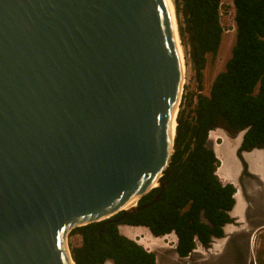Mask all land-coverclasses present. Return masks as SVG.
<instances>
[{
  "label": "water",
  "instance_id": "obj_1",
  "mask_svg": "<svg viewBox=\"0 0 264 264\" xmlns=\"http://www.w3.org/2000/svg\"><path fill=\"white\" fill-rule=\"evenodd\" d=\"M186 53L174 0H0V264L160 201Z\"/></svg>",
  "mask_w": 264,
  "mask_h": 264
},
{
  "label": "trees",
  "instance_id": "obj_2",
  "mask_svg": "<svg viewBox=\"0 0 264 264\" xmlns=\"http://www.w3.org/2000/svg\"><path fill=\"white\" fill-rule=\"evenodd\" d=\"M232 1L236 24L232 55L209 95H203L208 56L216 58L225 32L222 0H174L197 87H187L183 94L165 188L159 202L144 207L160 192L154 189L139 201L138 211L120 223L114 221L118 215L73 229L70 235L81 238V244L70 249L75 264H157L156 253L122 235L121 225L146 228L156 238L175 234V252L181 260L197 246L209 249L225 237L224 227L233 222L236 191L216 174L220 163L209 133L218 128L228 135L244 132L241 152L264 149V0Z\"/></svg>",
  "mask_w": 264,
  "mask_h": 264
},
{
  "label": "crops",
  "instance_id": "obj_3",
  "mask_svg": "<svg viewBox=\"0 0 264 264\" xmlns=\"http://www.w3.org/2000/svg\"><path fill=\"white\" fill-rule=\"evenodd\" d=\"M243 136L244 132H240L232 137L218 128L210 131L208 137L209 144L220 163L216 171L219 180L224 185H232L236 191L235 206L230 212L233 222L224 227L225 238L221 239L223 249L231 236L242 235L239 244L254 246V239L248 240L245 236L255 231L264 234V149L241 152ZM138 228L140 227L127 225L119 227L122 235L135 241L142 237L141 233L146 234ZM259 244H264V241L261 240ZM215 245L211 246L217 251L218 247ZM233 249L246 248L236 246ZM106 264L113 263L108 261Z\"/></svg>",
  "mask_w": 264,
  "mask_h": 264
},
{
  "label": "rangeland",
  "instance_id": "obj_4",
  "mask_svg": "<svg viewBox=\"0 0 264 264\" xmlns=\"http://www.w3.org/2000/svg\"><path fill=\"white\" fill-rule=\"evenodd\" d=\"M221 21L222 25L225 28L223 35L222 44L216 58L208 56V64L204 70V79L202 84L203 95H209L211 85L216 78V76L225 70V65L231 57L232 49L236 40V24H235V7L232 0H222L221 8ZM187 54V53H186ZM185 72H184V81H183V94L186 93L187 87L190 90H196V83L193 76V72L190 70L188 65V58L185 57ZM123 228H121L122 230ZM138 230L144 231L146 234H142L140 239H137L136 242L140 243L148 251H153L157 255V264H178L184 262L185 264H232L230 258L226 255L235 251L233 249L236 247L233 245L225 255H223V244L222 240H215L213 244L220 245L219 250L214 251L212 246L209 249H204L201 246H197L196 250L188 258L181 260L175 252V236L169 235L167 237H162L157 239L152 236L146 228H138ZM122 232H124L122 230ZM71 233V232H70ZM70 233L67 236V244L69 248L79 246L81 244V238L79 236H71ZM251 239H254V246L256 251L262 256L264 255V244H259L262 240L264 241V234L257 232L250 235ZM242 240V239H241ZM213 251L212 253H210ZM250 262V261H249ZM260 264H264L263 261Z\"/></svg>",
  "mask_w": 264,
  "mask_h": 264
},
{
  "label": "flooded vegetation",
  "instance_id": "obj_5",
  "mask_svg": "<svg viewBox=\"0 0 264 264\" xmlns=\"http://www.w3.org/2000/svg\"><path fill=\"white\" fill-rule=\"evenodd\" d=\"M251 235V234H250ZM250 235L245 236L248 240L251 239ZM242 235H234L228 238L227 243L225 244L223 255H225L233 245L237 247H245L244 250L235 249L234 252L228 253L226 256L230 258L232 264H260L263 261L264 255H260L256 248H253L251 244L241 245L239 244V239ZM250 261V262H249Z\"/></svg>",
  "mask_w": 264,
  "mask_h": 264
},
{
  "label": "bare ground",
  "instance_id": "obj_6",
  "mask_svg": "<svg viewBox=\"0 0 264 264\" xmlns=\"http://www.w3.org/2000/svg\"><path fill=\"white\" fill-rule=\"evenodd\" d=\"M169 3H170V0H169ZM171 5V4H170ZM171 7H172V5H171ZM235 31H236V29H235ZM236 41V40H235ZM177 52H178V55H179V59H180V61L182 62V64H183V57H184V50L179 46L178 48H177ZM231 55H232V53H231ZM184 72H185V70H184ZM185 76V75H184ZM224 158V157H223ZM224 160V159H223ZM224 165V164H223ZM225 168V167H224ZM263 170V169H262ZM261 171V170H260ZM259 171V172H260ZM238 196V195H237ZM237 198V197H236ZM239 198V197H238ZM130 208H132V207H130ZM141 228H143V227H141ZM171 235H173V234H171ZM169 236V235H168ZM175 236V235H174ZM165 237H167V236H165ZM175 238H176V236H175ZM157 239H160V238H157ZM216 247H218V249H219V246L220 245H215ZM213 248V247H212ZM217 249V250H218ZM215 250V249H214Z\"/></svg>",
  "mask_w": 264,
  "mask_h": 264
},
{
  "label": "clouds",
  "instance_id": "obj_7",
  "mask_svg": "<svg viewBox=\"0 0 264 264\" xmlns=\"http://www.w3.org/2000/svg\"><path fill=\"white\" fill-rule=\"evenodd\" d=\"M173 235H175V234H173ZM175 236H176V235H175ZM174 241H175V244L177 245V237L175 238ZM140 245H141V244H140Z\"/></svg>",
  "mask_w": 264,
  "mask_h": 264
}]
</instances>
